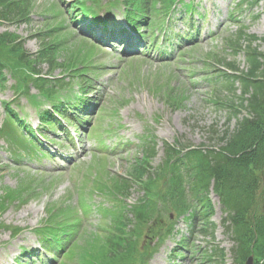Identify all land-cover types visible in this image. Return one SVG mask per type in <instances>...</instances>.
Wrapping results in <instances>:
<instances>
[{"label":"rangeland","instance_id":"rangeland-1","mask_svg":"<svg viewBox=\"0 0 264 264\" xmlns=\"http://www.w3.org/2000/svg\"><path fill=\"white\" fill-rule=\"evenodd\" d=\"M57 1L34 0L29 23L1 26L0 33L7 31L24 39V48L29 53L40 50L42 38L39 35L47 32L53 31L51 35L54 36L62 34L58 35L62 38L71 33L78 37L77 30H72L70 23L72 12H67V8L72 6L74 0L58 2L59 7L64 11V26L68 29L65 32H60L61 30L57 28L59 23L63 24L62 13L55 5ZM184 1L186 3L193 1L196 7V14L199 18H194V26L201 31L198 36L199 44L190 47V43H187L176 48L175 53L180 49L179 54L168 63L155 59L156 52L150 51L147 56L137 54V52L140 53L139 51L122 54L106 41L86 42L88 45L94 43L95 48L97 47L96 55L95 51L91 53L92 57L95 55L94 63H92L95 72H87V76L93 79V90L90 92L94 100L92 102L99 104L100 108L96 115L93 114L85 120L84 125L86 126L83 128L86 133L78 132L79 141L73 148L66 147L62 150L56 144L59 150L54 157L40 160L39 166H36L33 161L29 165L25 162L22 165L23 170L17 173L13 165L15 163L9 162L5 143L0 141V195L2 190L17 189L23 176L30 178V175H33V178L39 182L38 185L52 184L46 192L41 191L42 187L36 186L28 193L29 198L24 204L18 206L11 204L0 216L1 225L9 228V230L0 229V264H10V261L20 258L24 251L37 249L38 240L33 229L47 219V209L54 205L60 206L67 198H70V205L76 207L80 202L79 194L84 187V198L88 203L94 207L98 205L106 208L111 207V204L103 197H94V193L91 197L88 195L92 190L87 186L86 179L92 172L87 171V168L94 169L93 162L96 156L105 157L104 155H107L104 159L109 161L107 170L105 169L106 163L99 166L100 172H109L110 175L123 177L128 175L130 167L137 157V146L141 145L139 137L144 135L146 130L157 144V156L150 164L152 168H156L163 160L165 142L173 144L175 140H179L183 146H212L217 141L212 131L222 133L226 129L227 113L214 106L213 103L217 100L205 81V69L209 67L223 71L222 68L225 67L221 65V62L233 60L239 63L240 69L244 68L242 54L234 56L226 42L236 35L239 25L246 26L247 32L258 38L264 36V0H257L253 5L251 4L254 2L253 0ZM241 1L243 2L242 6L233 10L234 19L231 20L230 12ZM120 2V0H97L96 5L106 7L111 4L117 7ZM82 3L89 9L94 5L93 0H82ZM181 13L178 12L175 18L179 17ZM116 20L122 24L121 17ZM160 23H164V20L160 19ZM183 29H189L187 23L176 21L173 30ZM155 30L158 32L157 29ZM69 31L71 33H66ZM71 39L69 37L67 41ZM64 47L71 49L72 45L65 44ZM164 48L169 49L167 46ZM259 49L264 53V45H260ZM82 50L84 49L79 51L80 61L89 62ZM41 71L45 74L47 67L42 66ZM60 72V69L56 70L53 76L59 75ZM14 83V80L7 76L4 89L0 90V123L4 117V103L12 105L16 115L27 122L29 119H33L38 112H42L45 105H49L48 102H44L39 107L30 104L24 96H18V93H15ZM181 87H183L186 97L184 107L173 111L166 104L164 97L168 91ZM30 92L37 93L34 89H31ZM235 124V121L232 120L228 128L232 130ZM108 130H111L109 135L106 134ZM49 135L47 138L53 139ZM59 137H63V135ZM99 141L108 147L105 152H102V145L99 144ZM20 151L27 155L24 147L18 144L17 151H12L15 159L20 158ZM36 171H41L43 174L38 175ZM107 183L109 184V182ZM163 185V181H159V190ZM258 195L262 196L261 193ZM141 196L139 187L134 186L128 202L137 201ZM210 201L214 210V215L210 220V223L215 227L213 240L200 232L190 238V227L186 220L176 218V214L173 212L163 213L162 217L140 231L137 239V253H148L149 255L154 253L148 264H234L230 252L232 243L222 226L224 215L213 194L210 195ZM168 217H171L170 220ZM104 219L109 220V218L100 216L97 211L91 212L85 225L88 226L89 231H99ZM169 221L174 222V231L158 246L156 236L168 229ZM15 228L22 229L20 235H13ZM200 228L201 224L197 226V229ZM183 237L188 238L198 252L195 255H188L189 251L183 250L187 254L185 257L173 258L172 254L176 249V244ZM212 247H218L224 251L223 261L220 259L212 262L203 260V255L210 254ZM45 260H49L48 264L58 263L57 259L52 261L45 258ZM32 264L42 263L35 260ZM69 264H78V258Z\"/></svg>","mask_w":264,"mask_h":264},{"label":"trees","instance_id":"trees-1","mask_svg":"<svg viewBox=\"0 0 264 264\" xmlns=\"http://www.w3.org/2000/svg\"><path fill=\"white\" fill-rule=\"evenodd\" d=\"M172 2L131 0L133 5L129 19L133 23L141 20L149 3H152L153 14H158L155 11L158 3L169 8ZM30 5V0H0V26L28 22ZM186 6V12L192 13L191 6ZM17 40L15 34H0V89H3L5 80L2 72L6 69L16 79L17 85L25 89L33 85L53 96L56 87H65L62 81L41 76L38 69L40 65L47 64L49 73H52L61 66L56 62L57 44L44 41L42 50L33 57L20 43H16ZM257 41L264 43V38L258 40L254 35L246 34L244 29L238 32L233 50L234 53L243 51L245 70H239L234 63H230L229 68L237 75L224 74V82L213 88L215 94L225 91L231 95L230 99H223L217 104L228 109V123L232 119L236 121L233 130H226L221 136L216 133L218 143L208 149L179 148L178 143L172 146L164 144L165 159L153 171L148 170L156 154L154 142L150 139L129 176L111 179L113 191L123 197L130 195L134 183L141 186L144 197L139 200L138 206L129 210L134 222L124 217L123 210L113 217L111 235L102 242L91 238L86 243L84 264H130L136 241L132 238L133 231L127 232L128 225H146L162 210L172 209L181 215L188 214L191 220H198L200 213L201 222L208 223L210 217L204 209L209 208L210 189L218 196L225 214L222 225L233 243L231 253L236 263L243 264L254 254L256 264H264V54L258 51ZM242 42L246 44L244 49ZM166 99L174 109L182 104L181 99L176 101L171 95ZM161 180L164 185L159 190ZM260 193L262 196L258 195ZM213 232L214 226L210 231H202L211 238ZM216 254L222 258L223 253L217 248L212 255ZM212 255L205 254L203 258L211 261Z\"/></svg>","mask_w":264,"mask_h":264},{"label":"water","instance_id":"water-1","mask_svg":"<svg viewBox=\"0 0 264 264\" xmlns=\"http://www.w3.org/2000/svg\"><path fill=\"white\" fill-rule=\"evenodd\" d=\"M251 260H252V259L250 258L248 262L251 263Z\"/></svg>","mask_w":264,"mask_h":264}]
</instances>
